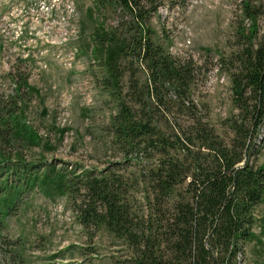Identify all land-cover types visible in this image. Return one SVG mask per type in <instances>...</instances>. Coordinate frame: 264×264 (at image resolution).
I'll use <instances>...</instances> for the list:
<instances>
[{
	"label": "trees",
	"instance_id": "trees-1",
	"mask_svg": "<svg viewBox=\"0 0 264 264\" xmlns=\"http://www.w3.org/2000/svg\"><path fill=\"white\" fill-rule=\"evenodd\" d=\"M93 5L87 15L94 20L99 14L120 16L114 24L97 22L82 49L91 51L97 87L115 104L105 127L112 145L135 169L130 177L110 168L84 169L72 178L52 177L54 168L23 176L24 184L3 199L0 215L7 216L26 186L40 184L47 192L55 187L74 201L81 196L80 223L105 225L132 247L135 264H241L238 257L245 258L247 245L260 243L255 210L264 202L257 141L264 126L260 6L243 0L242 42L231 71L237 113L212 123L195 99L196 64L173 55L152 25L158 0H94ZM13 117L0 109L2 156L22 137L35 139L19 130ZM3 243L0 264L19 261L17 250L7 254Z\"/></svg>",
	"mask_w": 264,
	"mask_h": 264
},
{
	"label": "rangeland",
	"instance_id": "rangeland-1",
	"mask_svg": "<svg viewBox=\"0 0 264 264\" xmlns=\"http://www.w3.org/2000/svg\"><path fill=\"white\" fill-rule=\"evenodd\" d=\"M251 2L260 6L263 37L264 0ZM93 4L0 0V109L14 114L24 134L35 136L7 145L6 156L0 155V212L13 186L24 184L23 176L54 168L52 177L72 178L84 169L110 168L130 177L135 169L112 145L105 127L115 104L97 87L98 67L91 51L82 49L97 22L114 24L120 16L99 14L94 20L87 15ZM242 7L243 0H158L153 14L152 25L172 54L196 64L195 99L212 123L237 113L231 71L242 42ZM257 141L264 164V126ZM81 199L55 187L47 192L40 184L26 186L7 216L0 215L3 250L10 254L14 248L20 256L14 264H135L132 247L105 225L80 223ZM133 206L141 214V203ZM255 214L261 240L247 245L241 264L264 263V202Z\"/></svg>",
	"mask_w": 264,
	"mask_h": 264
},
{
	"label": "built area",
	"instance_id": "built-area-1",
	"mask_svg": "<svg viewBox=\"0 0 264 264\" xmlns=\"http://www.w3.org/2000/svg\"><path fill=\"white\" fill-rule=\"evenodd\" d=\"M238 260H241L240 256L238 257Z\"/></svg>",
	"mask_w": 264,
	"mask_h": 264
}]
</instances>
